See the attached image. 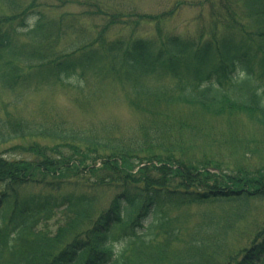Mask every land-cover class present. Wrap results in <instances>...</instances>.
Masks as SVG:
<instances>
[{"label": "trees", "instance_id": "1", "mask_svg": "<svg viewBox=\"0 0 264 264\" xmlns=\"http://www.w3.org/2000/svg\"><path fill=\"white\" fill-rule=\"evenodd\" d=\"M202 3L209 22L195 37L158 32L90 48L65 42L80 29L63 28L41 0H0V88L81 91L118 81L143 117L120 138L0 117V148L8 147L0 153V264H264V222L252 218L264 203V174L184 148L227 134L215 122L232 128L240 116L264 144V0ZM158 103L198 116H167L149 106ZM19 140L36 143L25 149ZM17 149L32 160L5 156Z\"/></svg>", "mask_w": 264, "mask_h": 264}, {"label": "rangeland", "instance_id": "2", "mask_svg": "<svg viewBox=\"0 0 264 264\" xmlns=\"http://www.w3.org/2000/svg\"><path fill=\"white\" fill-rule=\"evenodd\" d=\"M22 1L28 3L30 0ZM203 1L41 0V3L45 4V10L51 11L56 17L58 15L62 17L59 24L63 28L80 29L76 34H72L69 29L64 38L65 42L76 37L74 42L76 40L80 42V45L91 43L88 47L94 48L97 46L94 44L96 39H102L103 42L118 38L128 41L141 37L152 38L158 32L163 36L195 37L202 23L208 24L209 22L208 7L203 5ZM56 22H59L58 18ZM151 82L148 85H152ZM72 89L42 87L39 90L27 92H10L0 88V117L8 114L30 124L51 125V122H56L54 126L57 128L74 129L86 135L94 134L96 137L103 135V137L111 138L133 134L139 122L143 120L137 111V108L140 109L142 106L135 108L132 102V98L135 97L132 96L131 89L118 81H107L91 90L88 88H83L81 91ZM136 102L139 103L138 105H147L146 100L144 102L136 100ZM151 103L153 102L149 104ZM149 106L157 108L154 109L155 112L177 118L181 116V119L193 120L197 115L185 105L166 107L158 103ZM236 122L235 126L240 128L239 130L235 126L230 128L222 121H216L214 131L227 130L228 133L224 135L210 133L208 136H202V141L200 139L195 141V138L190 139L184 147L186 152L193 157L207 155L210 158L222 159L234 171L245 169L244 171L252 174V169H257L254 171H261L264 174V144H262L261 132L255 123L245 116H240L239 121ZM237 131L239 136H243L242 144L235 141L234 135ZM33 142L35 141L19 140L14 143L28 149L32 147ZM37 142L41 146L53 144L45 139H38ZM7 148H0V153ZM5 156L12 160L23 159L26 162L33 158L31 153L26 154L19 149ZM113 195L112 191L102 195L103 200L101 201L103 202L99 203L97 208L106 207ZM253 216L256 218V225L264 222V203H257L252 218Z\"/></svg>", "mask_w": 264, "mask_h": 264}]
</instances>
